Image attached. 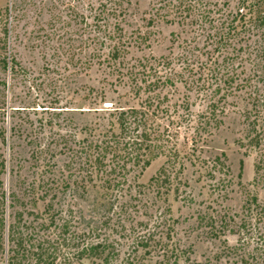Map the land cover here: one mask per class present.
I'll list each match as a JSON object with an SVG mask.
<instances>
[{
	"label": "rangeland",
	"instance_id": "rangeland-1",
	"mask_svg": "<svg viewBox=\"0 0 264 264\" xmlns=\"http://www.w3.org/2000/svg\"><path fill=\"white\" fill-rule=\"evenodd\" d=\"M250 2L0 0V264L14 223L30 248L15 264H35L38 253L55 264H264V138L249 145L252 106L264 110L255 60L264 37L242 29L236 13ZM252 6L264 14V3ZM226 72L236 89L221 101V123L195 155L181 134L183 169L166 165L169 181L149 182L163 155L145 169L128 164L119 188L81 170L90 164L80 167L76 151L118 132L114 109L156 93L166 96L160 109L188 104L195 119L208 106L207 83ZM222 154L224 167L212 169ZM97 244L101 257L89 251Z\"/></svg>",
	"mask_w": 264,
	"mask_h": 264
},
{
	"label": "trees",
	"instance_id": "trees-1",
	"mask_svg": "<svg viewBox=\"0 0 264 264\" xmlns=\"http://www.w3.org/2000/svg\"><path fill=\"white\" fill-rule=\"evenodd\" d=\"M253 1L254 2H250L248 6H246L245 2L238 8L236 12L238 20L242 22V29L245 31L249 32L253 29H262V35L264 37V14L262 16L259 14L262 12L256 14L254 12L255 10L253 11L252 8H250L253 7V3L254 5H260L264 3V1ZM115 25L118 29V25ZM226 39L227 37L221 34L216 44L222 45ZM122 49L121 41L118 40L111 48L112 58H118ZM256 59L258 65H264V40L257 55L255 54V60ZM4 67L6 68L5 62ZM221 79L223 80V86L221 85ZM216 80L215 86L206 82L207 85L212 88L210 93L205 94L209 103L206 111L196 116L195 119L193 118L188 104L185 106L182 104L178 108L165 106L160 109L159 104L166 96H163L161 99L160 94L156 93L148 95L143 106L138 108L119 107L114 109L118 132L107 131L101 136L100 140L97 139L94 142H90L89 145H83L79 148L80 150L76 151L83 153L77 157V163H81L80 167H83V165L87 163L90 164V172H88L87 169L84 170V168L81 170L88 173L86 175H89V178H92L93 174L99 176L102 184L108 188H119V186L124 185L126 182L125 176L128 172V164L141 166L142 169H145L154 159L163 155L166 157L165 166H162L155 176L150 178L149 182L150 184L159 186V184L162 185L169 181L170 177L166 165L175 166L176 163H179V169H183V164L179 160L180 151L178 149V140L180 136L184 135V138L190 142V149L193 155H195L198 149L197 145L199 142L203 141L204 135H210V130L218 127L221 123L220 115L223 114L222 110H220L221 101L228 95L226 91L229 90L228 93L231 94V91L236 88H232V83L234 81L228 72L220 75L219 79L216 77L215 81ZM218 81H220V83ZM226 81H231V83ZM153 84H155V82L149 83V85ZM224 87L227 88L224 89ZM222 90L224 93L220 94ZM216 95L220 96L216 97ZM259 107L258 103L253 104L252 108L255 116L249 122V145L254 148L259 147L264 138V117L262 118L261 116L264 110H261ZM222 157L223 161H221L219 157L212 161V169L216 170L224 167L225 157L223 154ZM240 169H242V161L240 162ZM259 170L260 164H257L255 166V173L257 174ZM82 179H85V176H83ZM250 203L256 205L257 198L252 197ZM17 216V220L20 221L22 215L17 214ZM15 226L16 224L14 223L9 227L8 231V242L11 245L9 249L11 255L8 264H15L16 255L20 250L22 251L23 257H27L28 253L30 254V248H26V244L28 243L27 234L19 232L18 228ZM3 227V220H0V230H3ZM0 248L2 249L1 236ZM89 251L97 255V257H101L100 255L104 253L100 244L91 246ZM42 257L40 253L36 254L34 258L35 264L42 261H45V264H55V258L47 255L45 258ZM104 260L106 261V258H104Z\"/></svg>",
	"mask_w": 264,
	"mask_h": 264
}]
</instances>
